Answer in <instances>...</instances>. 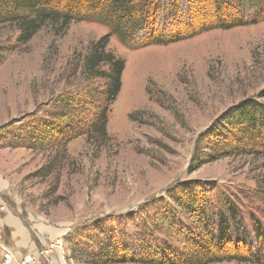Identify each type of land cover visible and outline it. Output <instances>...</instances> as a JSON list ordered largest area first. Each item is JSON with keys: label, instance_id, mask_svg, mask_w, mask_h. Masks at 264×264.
Segmentation results:
<instances>
[{"label": "rangeland", "instance_id": "obj_1", "mask_svg": "<svg viewBox=\"0 0 264 264\" xmlns=\"http://www.w3.org/2000/svg\"><path fill=\"white\" fill-rule=\"evenodd\" d=\"M108 35V49L125 61V71L106 140L79 135L59 144L30 136L26 127L60 115L59 101L94 91L82 72L83 59L91 43ZM18 37L15 28L0 26V216L10 213L26 222L36 249H12L0 233L19 258L80 264L71 242L81 231L107 217L128 220L179 182L214 184L264 209L254 194L260 172L250 159L199 168L193 163L201 134L227 109L264 89V17L246 27L144 48L125 44L92 21L72 23L64 32L46 27L27 43ZM122 227L140 254L142 236L132 224ZM57 240L62 248L44 255Z\"/></svg>", "mask_w": 264, "mask_h": 264}, {"label": "trees", "instance_id": "obj_2", "mask_svg": "<svg viewBox=\"0 0 264 264\" xmlns=\"http://www.w3.org/2000/svg\"><path fill=\"white\" fill-rule=\"evenodd\" d=\"M263 17L264 0H0V26L18 30L20 43L46 27L64 32L72 23L92 21L125 44L144 48L246 27ZM109 37L91 43L83 59L82 72L94 91L59 101L60 115L26 127L30 136L59 144L79 135L106 140L125 71V61L108 49ZM238 157L259 170L254 194L264 206V89L227 109L201 134L193 163L199 168ZM251 205L214 184L179 182L128 220L107 217L85 228L71 242L72 258L80 264H264V209ZM125 222L142 236L140 254Z\"/></svg>", "mask_w": 264, "mask_h": 264}, {"label": "crops", "instance_id": "obj_3", "mask_svg": "<svg viewBox=\"0 0 264 264\" xmlns=\"http://www.w3.org/2000/svg\"><path fill=\"white\" fill-rule=\"evenodd\" d=\"M2 191L3 185L0 183V207H3L1 203L3 200ZM0 233L7 235L10 248L27 251V254L35 253L36 249L32 245V243H35L34 239L32 238V234L30 233L26 222H24L21 218H14L10 213L1 215Z\"/></svg>", "mask_w": 264, "mask_h": 264}, {"label": "built area", "instance_id": "obj_4", "mask_svg": "<svg viewBox=\"0 0 264 264\" xmlns=\"http://www.w3.org/2000/svg\"><path fill=\"white\" fill-rule=\"evenodd\" d=\"M63 243L62 240H57L53 244L48 247V250L43 254H54L55 251H58L62 248ZM0 251H1V264H37V257L26 255L24 257H20L10 249L7 245H5L0 239Z\"/></svg>", "mask_w": 264, "mask_h": 264}]
</instances>
